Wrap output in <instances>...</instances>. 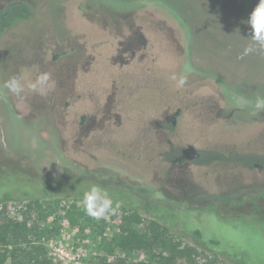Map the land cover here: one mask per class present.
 Segmentation results:
<instances>
[{"label": "rangeland", "instance_id": "rangeland-1", "mask_svg": "<svg viewBox=\"0 0 264 264\" xmlns=\"http://www.w3.org/2000/svg\"><path fill=\"white\" fill-rule=\"evenodd\" d=\"M16 1L33 16L0 33V92L6 95L0 98V205H11L9 217L18 218L21 205L36 199L83 208L84 191L100 184L99 169L108 168L143 196L108 190L121 205L117 213L123 207L137 211L143 229L166 205L169 235L195 250L194 264H264V219L245 215L264 214V178H251L256 193L239 196L230 178L249 186L248 173L201 164L206 152L224 145H264V112L253 115L252 107L264 96V51L239 58L251 43L248 20L259 0H0V10ZM57 48L65 52L52 59ZM41 52L42 63L21 62L16 76V55ZM185 63L196 71L178 89L171 77ZM43 72L55 81L45 96L27 88ZM13 76L23 78L21 97L2 88ZM234 97L250 103L237 107ZM176 108L182 110L174 129L158 141L154 122ZM221 111L234 112L236 128L224 116L218 119ZM81 116L86 121L79 126ZM144 125L151 130L143 131ZM167 138L178 147L193 145L203 157L167 172L170 164L156 158L157 144L164 149ZM220 181L225 189L219 193ZM113 228L107 222L108 233ZM46 229L51 232L42 243L53 264H96L102 255L96 234L50 221ZM56 248L75 258L61 260ZM117 257L123 254L108 260ZM149 258L135 252L129 262Z\"/></svg>", "mask_w": 264, "mask_h": 264}, {"label": "trees", "instance_id": "trees-1", "mask_svg": "<svg viewBox=\"0 0 264 264\" xmlns=\"http://www.w3.org/2000/svg\"><path fill=\"white\" fill-rule=\"evenodd\" d=\"M4 13L0 31L33 16L32 9L21 1L7 4ZM10 208L9 203L0 205V264H53L42 243L45 235L55 230L47 231L49 221L54 225H69L81 234H96L102 252L96 264H175L179 259H187L194 264L192 257L195 250L182 246L169 235L168 225L163 220V216L168 215L165 211L159 210L154 219L148 220L143 229H139L143 225L141 216L137 211L125 207L119 213L99 221L88 217L83 208L74 203L61 205L60 201H28L17 210L18 218L9 217ZM109 221L114 223V228L108 233ZM194 235L201 237L198 230ZM209 242L218 247L216 241ZM117 252H121L123 257L109 261L108 257ZM135 252L149 256V261L129 262V257ZM224 253L226 257L233 258L227 251ZM243 263L251 264L244 260Z\"/></svg>", "mask_w": 264, "mask_h": 264}, {"label": "flooded vegetation", "instance_id": "flooded-vegetation-1", "mask_svg": "<svg viewBox=\"0 0 264 264\" xmlns=\"http://www.w3.org/2000/svg\"><path fill=\"white\" fill-rule=\"evenodd\" d=\"M4 9H5V7L2 10H0V13H4ZM1 21L2 20H0V22ZM4 30H6V28H3L0 31V33L2 31H4ZM55 51L57 53H53L52 54V59L57 57V55L63 54L65 52L61 48H57V49H55ZM34 54L35 55H33L31 58L30 57H25V56H19V55L15 56L17 58L12 56V57H14L13 61L15 62L14 66L16 68V71H15L16 76H17V66L20 65L21 62H23L24 64H26L28 66H30L32 63H34L35 60H38V62L42 63L41 59L43 58L42 54H44V53L41 52V56H38L37 53H34ZM221 99H222V101L225 104H228V102L225 100L226 98L224 96H221ZM208 102L209 103L212 102L213 104L215 102L218 103V101H216V99L214 97H209L208 98ZM213 109L216 110L218 108L216 106V108L213 107ZM213 109L210 110L209 112L213 113ZM222 109L224 110L225 108H222ZM181 110H182L181 108H176L171 114H165L162 117V123H159L158 121L154 122V125H155V128H156L155 129V136L157 137L158 141L161 140V137L167 136V134L174 129V127H175V125L177 123V117H179V115L181 113ZM222 111L220 112V114H218V119L222 120L221 117L224 116L225 117L224 121L225 122L228 121L229 123H231L236 128L237 123L231 122V119L233 118L234 112H230L229 111L225 115V114H222ZM205 117L207 118L208 122H212L213 119H214L213 117H208L207 115ZM85 121H86V117L85 116H81L78 125L82 126L85 123ZM150 128H151L150 126L144 125L143 126V131H149V130H151ZM235 128L229 127L227 129V131L228 130L229 131L233 130ZM223 132H226V130H224ZM166 140H167L168 144L164 145L165 146L164 149H162V145L157 144V148H159V149H158V151L156 153V158L159 160V163H161L162 161H165V162L170 164V167L167 170V172H169L172 169V167H174L176 165L195 163L201 157H203L204 153H202V152H200V151H198L196 149L198 151L199 156L196 159H193V160H186L184 158L183 149H185L186 147H188L191 144H187L186 146L178 147V146L172 144L171 141L168 138ZM245 148L246 149H243V148H241L238 145H224L223 146V150L221 149L219 151H218V148H215L216 149L215 151L213 150L212 152L210 151L209 153H207V152L205 153L204 162L201 163L202 165H204L206 167H210L211 164H215V163L216 164H222L224 166L233 167L234 169L237 170V172L238 171H240V172L241 171H245L246 173H248L249 176H250V184H249V186L248 185L247 186H243L239 182L234 181L233 178H230L231 182L234 183L233 187H234V189L237 190V195H239V196H241L242 193H245V194H254V193H256V191L251 190L253 187L250 186L251 184H255L256 180L255 179H251V178H253V177L259 178V179H263L264 178V145L261 147L260 150H253L252 148H250V145H248V144L245 146ZM158 168H159L158 171H161V167H158ZM99 170L101 172H103L102 173L103 175H102V177H101V179L99 181L100 182L99 185L103 186L107 190H112L114 187H118V188H121V190H123L126 193H129V194H132V195H136L138 197L142 196L141 193L136 191L133 187H131V186L127 185V184H124V183H120V182H118V180H115V178L113 177V172L111 170H109L108 168H104V169L101 168ZM240 172L238 174H240ZM238 174H237V176H238ZM222 180L225 181V179H222ZM224 181L223 182L220 181L217 184L219 193H220L221 189L222 190L225 189L224 188L225 187V185H224L225 182ZM261 181L262 182L260 184V188H264V180H261ZM229 185H230V183H229ZM155 195L156 194H154V197H155ZM234 197H236V196L234 195ZM156 203H157L156 205H158V204L160 205L161 204L160 201H157ZM165 209H166V205H164L163 208H161L160 210L161 211H166ZM245 215L246 216L257 215V216H259V217L264 219V214H260V213H257V212H252L251 211V212H249V213H247Z\"/></svg>", "mask_w": 264, "mask_h": 264}, {"label": "clouds", "instance_id": "clouds-1", "mask_svg": "<svg viewBox=\"0 0 264 264\" xmlns=\"http://www.w3.org/2000/svg\"><path fill=\"white\" fill-rule=\"evenodd\" d=\"M248 24L251 27V41L248 47L244 48L242 55L239 57L243 59L244 56L251 54L254 50L264 51V0H259L258 5L252 11ZM255 46V48L253 47ZM196 70L190 63H185L181 74L177 77L173 75L171 79L175 82V87L180 89L188 83L189 75L193 74ZM22 77L13 76L6 80L2 85L3 89H7L8 93L13 94L16 97H21L25 91V84L22 83ZM55 87V81L52 80L51 74L43 72L39 74L35 81L27 84V88L42 96H45L53 90ZM0 98L6 99V95L0 92ZM237 107H245L250 102L244 97H234ZM254 109L253 115L264 112V96H257L252 104ZM34 146L38 145V141L34 138L32 141ZM83 206L85 214L99 221L116 214L120 208V203L114 201L109 191L99 184H92L83 193V198L80 201Z\"/></svg>", "mask_w": 264, "mask_h": 264}, {"label": "water", "instance_id": "water-1", "mask_svg": "<svg viewBox=\"0 0 264 264\" xmlns=\"http://www.w3.org/2000/svg\"><path fill=\"white\" fill-rule=\"evenodd\" d=\"M3 17L4 13H0V20H2ZM183 154L186 160H193L199 156L198 151L192 145H189L183 149Z\"/></svg>", "mask_w": 264, "mask_h": 264}, {"label": "built area", "instance_id": "built-area-1", "mask_svg": "<svg viewBox=\"0 0 264 264\" xmlns=\"http://www.w3.org/2000/svg\"><path fill=\"white\" fill-rule=\"evenodd\" d=\"M56 252H58L59 254V258L61 260H64V259H74L75 257L74 256H70L69 253H67L66 251H64L63 249H59V248H56L54 249Z\"/></svg>", "mask_w": 264, "mask_h": 264}]
</instances>
